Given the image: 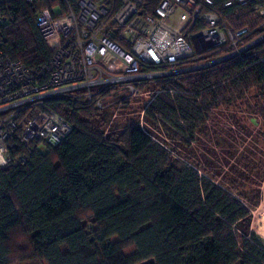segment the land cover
<instances>
[{"label":"trees","instance_id":"obj_1","mask_svg":"<svg viewBox=\"0 0 264 264\" xmlns=\"http://www.w3.org/2000/svg\"><path fill=\"white\" fill-rule=\"evenodd\" d=\"M52 5L64 8L0 7L15 16L0 25L7 57L49 60L34 14ZM220 11L233 29L264 31L250 7ZM153 88L148 127L138 117L118 134L102 127L109 111L48 103L72 129L55 145L10 147L13 160L0 165V264H14L18 235L23 259L41 264H264L251 228L264 186V40Z\"/></svg>","mask_w":264,"mask_h":264},{"label":"built area","instance_id":"obj_2","mask_svg":"<svg viewBox=\"0 0 264 264\" xmlns=\"http://www.w3.org/2000/svg\"><path fill=\"white\" fill-rule=\"evenodd\" d=\"M10 1L0 0V7ZM60 1L63 9L52 5L34 14L51 50L46 62L27 67L12 60L0 40L2 166L13 160L10 147L55 145L71 131V123L49 106L52 100L109 113L141 100L138 125L144 129V109L158 93L156 83L242 58L264 40V31L252 40L254 30L231 28L220 11V5L250 7L264 18V0ZM7 11L0 8V25L15 19Z\"/></svg>","mask_w":264,"mask_h":264},{"label":"rangeland","instance_id":"obj_3","mask_svg":"<svg viewBox=\"0 0 264 264\" xmlns=\"http://www.w3.org/2000/svg\"><path fill=\"white\" fill-rule=\"evenodd\" d=\"M262 24V21L259 23V25ZM258 25V26H259ZM247 27L250 30H254V28ZM242 28V27H241ZM259 32L254 33L251 35V39L258 38ZM250 40V39H248ZM143 102L141 100H138L131 105L124 106L123 107H115L113 108L109 114L103 119L102 121V127H104L107 132H113V134H118L121 132L126 125L129 123L130 120H136L138 117L140 118V111L143 106ZM115 114V115H114ZM114 115V116H113ZM148 125L145 124V128H147ZM153 127V126H152ZM171 143L170 141H167ZM39 149L43 150V147H39ZM252 225L251 228L254 230L261 238L264 240V186H262V198L257 207H255L252 210ZM25 242V238L22 235H18L16 238V244H13V263L14 264H41L38 260L33 261H27L24 258V254L22 253L23 250L19 247L20 244ZM19 244V245H18Z\"/></svg>","mask_w":264,"mask_h":264}]
</instances>
